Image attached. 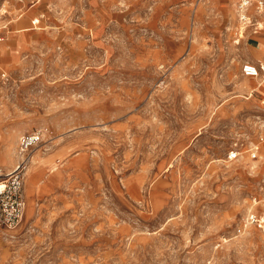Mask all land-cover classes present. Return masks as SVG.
Wrapping results in <instances>:
<instances>
[{"label":"rangeland","instance_id":"rangeland-1","mask_svg":"<svg viewBox=\"0 0 264 264\" xmlns=\"http://www.w3.org/2000/svg\"><path fill=\"white\" fill-rule=\"evenodd\" d=\"M238 3L0 0V264H264Z\"/></svg>","mask_w":264,"mask_h":264},{"label":"built area","instance_id":"built-area-1","mask_svg":"<svg viewBox=\"0 0 264 264\" xmlns=\"http://www.w3.org/2000/svg\"><path fill=\"white\" fill-rule=\"evenodd\" d=\"M237 13L240 23L243 26H246V29H253L252 32L254 33L264 30V0H239ZM40 21L41 19L38 18L32 22L34 28L40 25ZM242 72L245 77L264 80V65L262 64L255 65L252 63H246L243 65ZM40 141H43L42 134L27 136L23 139V146L27 149ZM261 143H264V137H261ZM258 151V147H255L250 151L253 159L257 158ZM240 156L241 153L238 150H235L230 153L229 159L234 161ZM5 192V188L0 192V200H2V196ZM21 207V203H15V205L12 206V209L9 210L10 214L7 217V221L10 224L15 225L20 221L22 216ZM248 223L261 228L264 226V221L257 215L253 214L248 218Z\"/></svg>","mask_w":264,"mask_h":264},{"label":"crops","instance_id":"crops-1","mask_svg":"<svg viewBox=\"0 0 264 264\" xmlns=\"http://www.w3.org/2000/svg\"><path fill=\"white\" fill-rule=\"evenodd\" d=\"M256 45H257V50L260 52V54H259V57H260V59H263L264 60V44H260V43H256ZM253 61H254V59H253ZM258 63L259 62H257V63H255L256 65H258ZM262 63V62H261ZM246 64V63H245ZM256 81H258L259 80V82L261 83L260 84V86H259V89L260 90H257V91H254L253 93H252V95L255 93V92H261V93H263V95H264V80H260L259 78L258 79H255ZM258 85V84H257ZM251 97H253V96H251L250 95V98ZM262 102V105H264V99L261 101Z\"/></svg>","mask_w":264,"mask_h":264},{"label":"bare ground","instance_id":"bare-ground-1","mask_svg":"<svg viewBox=\"0 0 264 264\" xmlns=\"http://www.w3.org/2000/svg\"><path fill=\"white\" fill-rule=\"evenodd\" d=\"M242 29H244V28H242ZM1 191H3V189H2V188H0V192H1Z\"/></svg>","mask_w":264,"mask_h":264}]
</instances>
